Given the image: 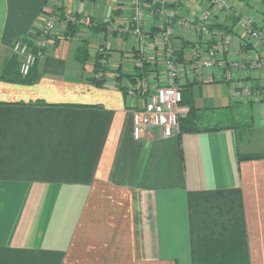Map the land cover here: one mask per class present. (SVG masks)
<instances>
[{"label": "crops", "instance_id": "0c3cea01", "mask_svg": "<svg viewBox=\"0 0 264 264\" xmlns=\"http://www.w3.org/2000/svg\"><path fill=\"white\" fill-rule=\"evenodd\" d=\"M53 1L0 0V264H264L260 44L245 45L233 28L223 70L202 71L197 81L187 63L180 73L179 86L193 83L200 127L220 130L165 136L154 127L136 141L133 112L142 100L127 95L137 84L128 77L143 50L156 69L145 79L164 82V21L150 8L162 0L143 4L140 36L131 31L132 0ZM222 2L264 32L263 8ZM206 6L167 1L175 48L214 44L177 25ZM53 8L60 20L30 71L36 82L1 78L11 58L18 67L12 43L34 41ZM229 16L214 13L210 31L223 33ZM71 17L116 21L125 32L78 26L67 38ZM101 49L104 84L96 87L90 80Z\"/></svg>", "mask_w": 264, "mask_h": 264}, {"label": "built area", "instance_id": "2783aa9c", "mask_svg": "<svg viewBox=\"0 0 264 264\" xmlns=\"http://www.w3.org/2000/svg\"><path fill=\"white\" fill-rule=\"evenodd\" d=\"M54 0L53 2H57ZM168 0H162L157 5L156 14L162 18L163 28L161 30V44L163 48V68L165 72L164 82L161 85L150 88L147 80H137L134 88L127 91V95H136L142 100L141 106L133 112V138L140 141L144 132L150 128L158 127L163 129L164 135L169 136L172 131L179 130V122L188 114V107L182 104L181 89L178 85V79L186 64H190V75L192 80H201L202 71L214 68L224 69L226 66L225 56L229 53L232 46L231 34H224L219 31H210L208 23L211 19L209 6L211 3L218 10H224L229 15L231 9L221 3L220 0H206L208 8H205L194 21L179 19L177 25L193 31L198 36L207 37L206 43L213 41L211 47L204 48L199 44L189 48L187 59L183 55V61L175 60L176 48L173 44V20L167 13L166 3ZM53 7V6H52ZM213 7V8H215ZM143 3L141 0H132L131 31L134 35L140 36L143 17ZM53 14L41 18L39 33L32 42L26 40H16L12 43L11 52L19 59V74L22 78L26 77L34 67L38 58L44 55L49 41L54 37L60 16ZM155 13H152L153 15ZM235 16V15H234ZM236 17H238L236 15ZM68 22L76 24L79 27L90 28L98 25L89 17H71ZM252 22L247 19L239 18L235 25V32L240 36V41L244 44L259 43L264 49V33L252 28ZM110 35H121L125 29L116 21H110L106 24V31ZM233 33V32H232ZM101 53V50L99 51ZM139 59L135 63L136 68H141L145 60V52L139 50ZM102 64H104L102 62ZM227 76V75H226ZM251 95V92L244 91ZM244 94V93H243Z\"/></svg>", "mask_w": 264, "mask_h": 264}, {"label": "trees", "instance_id": "16d2710c", "mask_svg": "<svg viewBox=\"0 0 264 264\" xmlns=\"http://www.w3.org/2000/svg\"><path fill=\"white\" fill-rule=\"evenodd\" d=\"M143 4L147 3L146 0H141ZM156 5L151 6L150 8L154 9L152 10L153 13L156 12ZM228 22L226 23L227 26H219L224 34H231L232 29L235 27L236 22L238 20V17L234 16L231 14L228 17ZM77 25L76 24H71L70 22L67 23L66 25V36L67 38L70 37V35L74 34L77 30ZM210 28V27H209ZM252 28L254 30H257V28L252 25ZM89 29L94 30V31H106V25H96L92 26ZM213 30V27L211 28ZM208 47L212 46V43H209ZM86 48V46H84ZM193 47V43H190L188 41L182 42L175 51V60L177 62H182L183 61V55L184 52L187 51L189 48ZM84 48L83 52H86V49ZM99 59H101L102 55L99 53L97 54ZM98 59V61H99ZM155 65V64H154ZM151 63L143 62L141 68H134V75L129 76V80L134 84L135 81L139 80L142 81L147 76L151 73H156L155 68H151ZM94 70H95V75H97L100 72V66L97 62L94 63ZM4 77V80L7 82H14V83H19V84H24V85H30L36 82V78L29 73L26 77L22 78L19 74V71L17 70V62L15 61L14 58H11L5 65L3 71H2V76L1 78ZM91 84L96 86V87H101L104 84L103 79H96L93 77V79L90 80ZM193 83H189L185 86H180L181 89V95H182V104L188 107V114L186 115L185 118L181 119L179 122V131L180 133H199L202 131H214V130H220V128H201L199 125V122L196 120V110L193 106V101L191 98V93L189 92V87H191Z\"/></svg>", "mask_w": 264, "mask_h": 264}, {"label": "rangeland", "instance_id": "374dc122", "mask_svg": "<svg viewBox=\"0 0 264 264\" xmlns=\"http://www.w3.org/2000/svg\"><path fill=\"white\" fill-rule=\"evenodd\" d=\"M221 1V3H223L222 2V0H220ZM250 2H251V4H256V6H259V7H261V8H263L264 9V0H250ZM263 3V4H262ZM207 4V6L205 7V8H208L209 6H212L211 8H210V11H211V19H212V17H213V14L214 13H216V12H218L219 10H218V8H216L215 6H213L211 3L209 4V6H208V3H206ZM224 5H226L225 3H223ZM213 7H215V8H213ZM231 7V9H232V6H230ZM204 8V9H205ZM203 9V10H204ZM202 10V11H203ZM201 11V12H202ZM232 11V10H231ZM200 12V13H201ZM199 13V14H200ZM232 14H233V12H232ZM229 16V14H228V12H226V16ZM211 19L209 20V23H208V26H210L211 25V23H212V21H211ZM190 22V21H189ZM253 24V23H252ZM254 25V24H253ZM259 30V29H258ZM260 31V30H259ZM105 32V31H104ZM261 32H263V31H261ZM107 33V32H106ZM264 33V32H263ZM109 34V33H108ZM240 37V36H239ZM174 40V39H173ZM245 45H247V44H245ZM13 54V53H12ZM100 55H102V57H101V59H99V61H97V63L99 64V66H100V72L97 74V75H95V78L96 79H103V76H104V68L106 67V60H107V54H106V52H105V50L104 49H101V53H99ZM14 56V55H13ZM15 57V56H14ZM15 58H17V57H15ZM18 59V58H17ZM18 61H19V59H18ZM102 62L104 63V64H102ZM19 64L20 63H18V67H17V70H19ZM264 67V66H263ZM153 76V75H152ZM163 80H164V77L162 78ZM159 81V78L157 79V80H155V79H152V78H150V80H148L147 81V85L150 87V88H153V87H155V86H158L159 84L157 83V82ZM251 89H254L253 87H251ZM251 89H249V90H251ZM244 94L243 95H248V94H245V92H243ZM249 96V95H248ZM233 122V121H232ZM231 122V123H232Z\"/></svg>", "mask_w": 264, "mask_h": 264}]
</instances>
